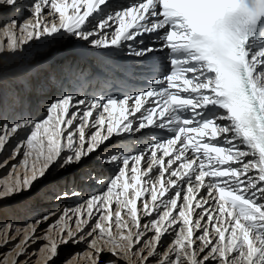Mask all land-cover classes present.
Listing matches in <instances>:
<instances>
[{
	"label": "snow or ice",
	"instance_id": "snow-or-ice-1",
	"mask_svg": "<svg viewBox=\"0 0 264 264\" xmlns=\"http://www.w3.org/2000/svg\"><path fill=\"white\" fill-rule=\"evenodd\" d=\"M0 20V60L72 41L126 55L148 85L79 95L11 70L25 75L11 104L0 99V153L16 141L0 168L23 164L0 201L53 171L47 199L76 201L0 227L12 264L39 259L28 249L40 240L43 264H264V0H0Z\"/></svg>",
	"mask_w": 264,
	"mask_h": 264
},
{
	"label": "rangeland",
	"instance_id": "rangeland-1",
	"mask_svg": "<svg viewBox=\"0 0 264 264\" xmlns=\"http://www.w3.org/2000/svg\"><path fill=\"white\" fill-rule=\"evenodd\" d=\"M28 13L24 12L21 14V18L27 16ZM3 21L0 20V24H2ZM0 36L2 37V39H4L3 37V33L0 32ZM80 46H74L72 41H68L66 43H62L60 44L58 47L57 46H52V47H47L46 48V52L44 54H42L41 57H31L28 62L30 64H23V65H18L17 69H22V68H31V67H35L38 68L40 71V80L43 82H48L49 85L53 88V91L59 90L61 92L63 91H73V87H71L70 82H71V77L75 78L78 75L79 72V67L82 70V77L86 78L85 76L88 74L90 75H98L99 73L101 74L100 78L98 77L99 80H101L104 76V78L108 79L110 74H114L115 71H118L119 68H121L118 65H114L113 67H105L103 66L101 63L99 64V67L96 66V62L97 59L92 55H90V60L87 58L88 52H86V54H84L81 50H79ZM91 48V47H88ZM50 55L54 56V59L50 60L48 59V57ZM112 55H116L113 54ZM83 56H85L86 58H84ZM117 56V55H116ZM122 60L126 59L127 56L126 55H118ZM53 62H57V64L53 65ZM54 70L56 71L57 75H59L58 77H56V80L52 79L50 81H48L46 79V76L43 74L45 70H51L52 67H54ZM100 68V69H99ZM100 70H103L102 73L98 72ZM16 75H14V77L16 79L12 80V83H10L9 85H5L4 88L6 89V91H4V89H2V87L0 86V91L3 92V96H0V99H3L6 103L11 104L13 102V96L12 93L14 90H19L22 88V85L20 83V78L22 76L25 75V73L20 72V71H16ZM124 72H128V71H124ZM115 76L121 77L119 74L115 73ZM113 76V75H112ZM96 77V76H95ZM88 78H91V76H88ZM135 79L134 82V87L136 88H141V87H146L147 84H143L140 83L142 79V77H134ZM32 83L35 84L37 82L35 77H31L30 78ZM136 79H139L140 81L137 82ZM89 79H86V83H88ZM125 83L127 82L128 85V81H124ZM83 81L79 82V85H82ZM84 86V85H82ZM78 90H81L80 86H76ZM129 88V87H128ZM131 88H129L130 90ZM77 90V92H78ZM132 91V90H130ZM26 98L31 101L34 100L35 98V93H31V94H25ZM138 115V114H137ZM134 135H138L136 133H131L128 134V143L129 144H135L137 147H141L142 146V141H143V137L140 138L139 141L137 140H133L132 137ZM153 139H155V137H153ZM116 141L114 140L113 143H115ZM16 141L12 140L10 142V144L7 147V150L0 153V163H3V161L5 159H8V157L11 154V148L15 145ZM12 164H23V156H18L16 159L14 160H9V164L6 167H2L0 168V185H2L6 180H10L11 177H9V171L11 170V165ZM70 171V175L73 174H78L77 170L74 169H69ZM107 175H112L114 173V168H108V169H104L103 170ZM55 178V173L50 172L48 175L47 179H44V181L42 182L41 185H38L36 187H33L32 191L29 193L30 196V203L31 205L29 206V204H27L29 207L27 208L26 206H24L26 203V201H24L25 199H27V193H24L21 196H16V197H12L10 199L7 200H3L0 201V227H2L6 222L11 221L13 224L17 225V226H21L24 225L25 223L29 222L34 216H38L40 214H45L49 211H59L60 209L64 208L65 206H70L74 203H76V201L73 200H61L59 202L55 201L54 199L51 200V204H46L45 206H38L35 199H37V197L40 198V200H44L47 199L48 196H51V194L49 195H42L41 194V190H43L44 192H46V186L49 184V182L51 180H53ZM79 184V181H77ZM102 189L100 187H89L86 188V191H92V192H99ZM40 193V194H38ZM22 199V200H20ZM23 201V202H21ZM24 203L22 206L19 205V203ZM38 202V201H37ZM115 207V206H114ZM31 209H35V211L39 210L36 212V214L27 216V213H29L31 211ZM32 212V211H31ZM53 219H55V217H53ZM48 228V223H43L40 225V228L38 230V235H43V230ZM173 240L172 236H166L163 240V244L165 247L169 246V242ZM0 241H3V235L0 234ZM16 243L15 240H13L12 244H8L5 247H0V261L7 260L6 257V253L10 252V255L12 254L14 256V254H16L15 252V248H13V245ZM46 243L45 240H40L36 243H33L29 248H33L35 245L37 249V251L41 248V246ZM164 249L162 248L161 251H163ZM12 251V252H11ZM17 251V250H16ZM87 251V245L84 243L78 244V245H67V246H61L60 248V259L63 260L65 258H67L68 256L77 253V252H86ZM15 252V253H14ZM35 252V250L33 251ZM32 252V253H33ZM14 253V254H13ZM38 253H41L38 251ZM2 255V256H1ZM41 256H43V253H41ZM5 257V258H4ZM4 258V259H3ZM6 259V260H5ZM80 264H86V261L81 259ZM156 263L155 261L152 262V264ZM59 264V262H58Z\"/></svg>",
	"mask_w": 264,
	"mask_h": 264
},
{
	"label": "bare ground",
	"instance_id": "bare-ground-1",
	"mask_svg": "<svg viewBox=\"0 0 264 264\" xmlns=\"http://www.w3.org/2000/svg\"><path fill=\"white\" fill-rule=\"evenodd\" d=\"M0 40H2L1 36H0ZM46 48H47V46H42L41 42H39V41L29 42V44L25 45L23 47V49L18 54H9L3 60H0V69H2L6 73V75L2 79H0V86L2 87V89H4V91H6L4 86L9 85L10 83H12V80L16 79L14 77V75H16L17 72H12L11 70L17 69L18 65H23L25 63L30 64L28 62V60L31 57H36V58L41 57L42 54H44L47 51ZM78 49L81 50L84 54H86V52L89 51L87 58L90 60V55L91 56L93 55L97 59V62H96L97 67H99L100 63L103 66L110 67V68L113 67V64L121 67V68H119L118 71H115V73L119 74L121 77L113 75L108 80L102 78V79H104L105 82H109V81L114 82L115 81V82H117V84L121 85L122 87H127L128 90H129V88H131L130 90H133L134 88H136L133 85L134 84L133 81L135 80L133 78V76L130 74L129 71L127 73L124 72L125 69L129 68V66L131 65V58L127 57L126 59L122 60L118 56L119 54H116L117 55L116 56V55H112V53H108L106 50H96L94 48H85L83 45H80V47ZM53 57H54L53 55H50L48 57V59L52 60ZM83 57L86 58L85 56H83ZM55 64H57V62H53V65H55ZM54 68H55V66L52 67L51 70H48V69L45 70L43 73L46 76V79L50 82H52L51 80L48 79L50 75L52 77H54V80H56V77L59 76V75H57ZM17 70H19V69H17ZM78 70H79L78 75L75 78L71 77L70 85H71V87H73V90H78L76 87L78 85L81 87V90H78L77 94H79V95H84V94H88V95L95 94V95H97L98 90L101 87L100 86L101 80L98 79V77L100 78L101 74L100 73L98 75L88 74V76H91V78H88L87 75L85 76L86 78H83L81 68L79 67ZM102 71L103 70H100L98 72L102 73ZM86 79H89L88 83H86ZM142 79H144V78L142 77ZM126 80L129 82L128 85H127V82L126 83L124 82ZM80 81H83L82 85H84V86L79 85ZM136 81L139 82L140 80L136 79ZM142 81L143 80H141L140 83H142ZM45 83L49 84L47 81ZM143 84L145 85V83H143ZM0 96H3V92H1V91H0ZM105 115H107V114H105ZM62 175L68 176V175H70V171L68 170V172L62 173ZM43 181H44V179L36 182L34 187L41 185ZM41 194L46 196V195L51 194V192L50 191L44 192L43 190H41ZM30 199L31 198L29 196V193H27V199L24 200V201H26L25 202L26 204L24 206H26L27 208L31 205ZM20 200H22V199H20ZM35 200L38 201V202L36 201V203L39 207L52 203L48 199L40 200L39 197H37V199H35ZM21 202H23V201H21ZM21 202L19 203V205H21L20 207H23L22 205L24 203L22 204ZM27 204H29V206ZM31 211L29 213H27V216L36 214V212L39 210L35 211V209H31ZM0 242H2V241H0ZM33 246L34 247L29 248L28 251H29V253H32L35 250L39 259H37L36 257H33L32 264H43V256H41V253H38L37 249H35L36 246L35 245H33ZM16 250L18 251V249H15V252H17ZM5 255L7 257V260L6 259H5L6 261L1 260L0 262H3V264H12V260L15 258L16 254H14V256H13L12 254L10 255V252H7ZM23 259L24 258L21 257V262L23 261ZM154 264H156V263H154Z\"/></svg>",
	"mask_w": 264,
	"mask_h": 264
},
{
	"label": "trees",
	"instance_id": "trees-1",
	"mask_svg": "<svg viewBox=\"0 0 264 264\" xmlns=\"http://www.w3.org/2000/svg\"><path fill=\"white\" fill-rule=\"evenodd\" d=\"M119 85V84H118ZM121 86V85H120Z\"/></svg>",
	"mask_w": 264,
	"mask_h": 264
}]
</instances>
